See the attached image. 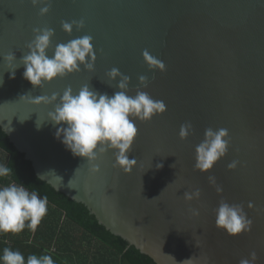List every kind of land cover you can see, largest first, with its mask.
Returning a JSON list of instances; mask_svg holds the SVG:
<instances>
[{"label": "water", "instance_id": "obj_1", "mask_svg": "<svg viewBox=\"0 0 264 264\" xmlns=\"http://www.w3.org/2000/svg\"><path fill=\"white\" fill-rule=\"evenodd\" d=\"M40 7L31 0H0V125L36 174L84 203L107 229L157 264H239L253 251L255 264H264V0H52L44 16ZM81 19L83 29L71 35L62 29L63 21ZM45 27L55 31L50 57L57 44L92 36L95 70L81 66L43 89L23 77V65L11 78L3 57L15 52L19 65L33 29ZM145 50L166 70H151ZM114 67L131 78L129 95L139 88L163 101L166 111L135 121L138 136L129 158L137 164L131 172L114 166L111 150L92 172L86 158L56 138L59 126L47 121L54 105L20 97L62 95L69 86L78 93L85 84L111 96L119 90V78L112 82L106 75ZM141 75L148 78L146 88ZM37 121L44 123L38 128ZM188 122L193 132L181 139V125ZM207 128L227 129L231 145L204 173L195 169V157ZM233 160L240 164L229 170ZM197 188L199 199L184 198ZM221 199L244 206L253 221L250 233L232 236L216 227Z\"/></svg>", "mask_w": 264, "mask_h": 264}, {"label": "clouds", "instance_id": "obj_2", "mask_svg": "<svg viewBox=\"0 0 264 264\" xmlns=\"http://www.w3.org/2000/svg\"><path fill=\"white\" fill-rule=\"evenodd\" d=\"M31 2L34 6H41L39 9L41 16L50 12L52 0H31ZM84 27L85 23L82 19L62 22V29L69 35L73 33L74 28L81 30ZM33 31L35 38L27 44L29 51L20 59L19 65L16 64L15 52L3 57L11 72V78H15L16 70L23 65L25 69L23 77L34 87L43 89L46 84L57 78L80 72L81 66L88 71L95 70L97 55L92 36L85 35L66 43H59L50 57L48 51L52 47L54 29L45 27L35 28ZM143 57L151 70H166L165 64L147 50L143 52ZM106 75L112 82H116L119 78L118 83L115 84V88L119 90L111 96L85 84L78 93L69 86L62 95L53 92L50 96L42 95L33 99L29 92L20 98L28 97L30 102L36 104L42 102L45 105H54V110L48 112L47 121L59 126L55 133L56 138L61 140L74 156L86 158L92 172L100 170L96 161L110 150L115 155L114 166L120 167L124 172H131L132 166L137 164L135 159L129 158L138 136L135 121H151L154 116L166 111V104L154 100L139 88L134 96L129 95L131 78L118 68H112ZM139 81L143 87L148 86L146 76L141 75ZM3 83V78H0V86ZM108 85L113 87L112 83ZM43 123L37 121V127H41ZM192 132L193 126L190 122L182 124L180 138L187 139ZM230 145L231 137L227 129L207 128L204 140L196 147L195 169L208 173L227 155ZM239 164L240 161L233 160L228 164V169L235 170ZM43 176L38 175L37 179L40 180ZM0 181H6L0 182V235L19 234L26 227L35 232L48 213V197L46 195L41 197L37 191L30 190L22 182L14 180L13 169L2 162H0ZM209 181L218 194L223 192V187L217 184L214 176H210ZM200 197L199 188L184 193V198L188 201ZM251 206L250 202L249 207ZM192 211L195 215L199 214L196 209ZM214 212L216 227L225 230L229 235L238 236L251 232L253 221L247 216L242 204H230L227 200L221 199ZM257 258L256 252L253 251L250 259H241L239 264H255ZM0 264H55V262L49 254L39 256L30 254L25 258L20 251L5 247L0 253Z\"/></svg>", "mask_w": 264, "mask_h": 264}, {"label": "trees", "instance_id": "obj_3", "mask_svg": "<svg viewBox=\"0 0 264 264\" xmlns=\"http://www.w3.org/2000/svg\"><path fill=\"white\" fill-rule=\"evenodd\" d=\"M0 162L13 169V179L41 197H48V213L35 232L0 235V253L9 247L25 258L49 254L55 264H157L152 257L112 233L82 202L40 179L30 159L0 125ZM6 182V181H0Z\"/></svg>", "mask_w": 264, "mask_h": 264}]
</instances>
